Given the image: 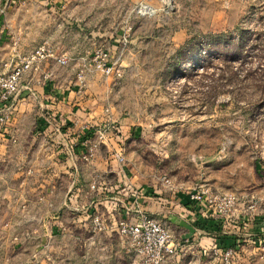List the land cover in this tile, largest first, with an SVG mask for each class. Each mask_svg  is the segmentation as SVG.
<instances>
[{
  "label": "rangeland",
  "instance_id": "374dc122",
  "mask_svg": "<svg viewBox=\"0 0 264 264\" xmlns=\"http://www.w3.org/2000/svg\"><path fill=\"white\" fill-rule=\"evenodd\" d=\"M42 45L55 56L0 99V264H143L114 230L104 137L78 144L81 128L39 103L47 83L58 98L51 82L90 87L125 119L94 131L134 130L140 187L201 185L233 195L251 225L264 214V0H2L0 78ZM256 234L235 264H264ZM194 253L170 264H202Z\"/></svg>",
  "mask_w": 264,
  "mask_h": 264
},
{
  "label": "crops",
  "instance_id": "0c3cea01",
  "mask_svg": "<svg viewBox=\"0 0 264 264\" xmlns=\"http://www.w3.org/2000/svg\"><path fill=\"white\" fill-rule=\"evenodd\" d=\"M71 84V81H69ZM50 83L40 86L39 97H42L40 104L44 102V107L49 109H54L55 112L65 118V122L68 124L67 129L71 126L72 129L76 130L81 128L82 134L81 138L78 141V144H83L87 141L91 143L95 139L94 128L96 125L103 124L107 121H118L124 125L125 119L117 116L116 113L107 106L108 99L88 87L87 90L82 89L75 82L72 86L69 84L62 85L59 83L51 82V85L57 89L55 90L56 94H59L58 98L55 97L56 101L53 102V97L49 94V85ZM65 88V89H62ZM29 98V97H28ZM52 99V101H48ZM24 100V98H23ZM26 101V99H25ZM41 116L42 113L40 112ZM42 123H43V118ZM121 132V131H120ZM123 134V133H122ZM125 136L116 133H105L104 140H101L102 143L106 146L109 154L108 167L109 172L115 174L117 200L115 201L118 208L117 211L122 218H128L135 220L137 218V206L146 213L147 215L165 221L171 231L172 236L175 241L184 243L185 241L189 243L186 246L185 251H190L199 258L202 248L207 247L214 242L213 237L210 236L206 229L200 228L195 224L194 216H191L195 207L189 204L187 199V192L184 191H168L167 188H161L154 191L151 187H140L138 183V177L131 172L128 168L130 164L127 163L131 152H133L130 144H127L128 141H131L135 135L134 130H131L128 134L124 133ZM132 136V137H128ZM126 141V144L125 142ZM86 144V145H87ZM122 149L124 156V163L122 165H117L116 161L113 160L111 153L113 151ZM119 168L122 170L119 171ZM112 188V187H111ZM108 190V189H107ZM137 192L138 203L137 206L134 203V197L132 194ZM157 194L159 196H157ZM160 214V215H158ZM233 217L237 218L240 223L244 219V214L236 210L233 213ZM167 220V221H166ZM255 222L253 225L246 223L243 228L238 227L237 229L229 230L224 234V238H221L224 244H231L235 241H245V236L250 233L264 232V214L260 217H255ZM249 222V218L247 219ZM250 225V226H249ZM173 228L179 230V238H175ZM264 235V234H263ZM170 264V260L168 263Z\"/></svg>",
  "mask_w": 264,
  "mask_h": 264
},
{
  "label": "built area",
  "instance_id": "2783aa9c",
  "mask_svg": "<svg viewBox=\"0 0 264 264\" xmlns=\"http://www.w3.org/2000/svg\"><path fill=\"white\" fill-rule=\"evenodd\" d=\"M140 5L145 7L147 3L144 2ZM47 56L53 57L55 55L44 45L38 46L24 55L7 75L0 78V99L3 102H8L18 90V83L22 75L33 67L37 68L38 63ZM56 59L61 65L66 63L63 57ZM106 71L109 72L110 68H107ZM7 118V114L0 116V120H6ZM105 133V129H99L96 135L99 136L98 138H103ZM88 147L89 150L92 149L91 143ZM112 158L117 165H122L124 163L122 149L114 151ZM121 170L119 168V171ZM165 183L169 185L170 181L165 179ZM132 196L137 206L139 194L134 192ZM187 199L189 204L195 207L191 214L195 220L213 219L221 229V233L217 234V231L206 227L203 228L208 230L207 232L213 237L214 242L202 248V254L199 256L200 260L202 257L204 258L205 262L201 261L202 264H235L238 259L239 247L244 245L246 239L245 241H235L231 244H224L221 239L227 231L246 226L248 215L244 214V219L241 220L243 221L242 223L233 217V213L236 211L235 197L230 193L208 194L207 189L199 185L196 189L187 192ZM136 208L138 212L137 218L132 220L121 217L114 224V230L121 238L125 239L129 250L137 255L143 264H166L178 253L186 250L185 248L189 243L186 241L184 243L175 241L165 221L147 215L138 206ZM250 234L254 236V232ZM255 236H257V239H253V242L256 245L262 244L263 234L261 236L256 234Z\"/></svg>",
  "mask_w": 264,
  "mask_h": 264
},
{
  "label": "trees",
  "instance_id": "16d2710c",
  "mask_svg": "<svg viewBox=\"0 0 264 264\" xmlns=\"http://www.w3.org/2000/svg\"><path fill=\"white\" fill-rule=\"evenodd\" d=\"M195 224H196V226H199L200 228L206 227L207 229L210 228L214 231H217V234L221 233V229H220L219 225L217 224V222H214L213 219H203V220L197 219L195 221ZM222 238H224V235Z\"/></svg>",
  "mask_w": 264,
  "mask_h": 264
}]
</instances>
